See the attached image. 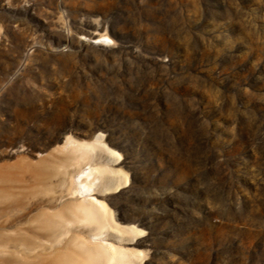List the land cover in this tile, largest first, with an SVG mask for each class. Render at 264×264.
Instances as JSON below:
<instances>
[{
	"label": "rangeland",
	"instance_id": "374dc122",
	"mask_svg": "<svg viewBox=\"0 0 264 264\" xmlns=\"http://www.w3.org/2000/svg\"><path fill=\"white\" fill-rule=\"evenodd\" d=\"M86 163L141 232L93 239ZM101 239L127 264H264V0H0V264Z\"/></svg>",
	"mask_w": 264,
	"mask_h": 264
},
{
	"label": "bare ground",
	"instance_id": "6f19581e",
	"mask_svg": "<svg viewBox=\"0 0 264 264\" xmlns=\"http://www.w3.org/2000/svg\"><path fill=\"white\" fill-rule=\"evenodd\" d=\"M67 144H73L76 146L71 149L72 154L75 157L74 161L85 159L87 157V151L90 149L93 151L95 142L92 141H77L67 138ZM102 148L112 157H120L118 151L108 147L105 143H98ZM96 145V144H95ZM97 147V146H96ZM106 164H90L86 163L85 166L79 170L75 176H73L74 189L73 194H79L80 192H86L83 199L77 205V210L81 213L82 221L93 222L97 225V231L92 235L93 239L100 238L103 230L114 229L120 232L135 231L137 229L141 232L140 228L134 225H119L115 221L111 222V211L108 208L105 201L96 198L92 193H88L92 188V183L96 179H99L105 172ZM112 172L113 168L107 167ZM80 195V194H79ZM82 196V195H80ZM115 225H114V224ZM100 242L94 244L87 240L79 243L78 249H69L65 253H62L53 264H127L131 262L132 257L135 254H140V251L129 252L131 249L127 247L117 246L106 240H99Z\"/></svg>",
	"mask_w": 264,
	"mask_h": 264
}]
</instances>
